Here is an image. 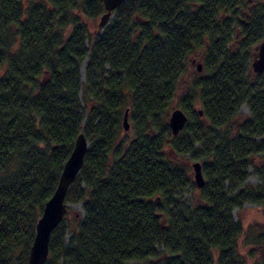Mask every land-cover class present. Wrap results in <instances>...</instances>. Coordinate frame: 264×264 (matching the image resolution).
Masks as SVG:
<instances>
[{"label":"trees","instance_id":"obj_1","mask_svg":"<svg viewBox=\"0 0 264 264\" xmlns=\"http://www.w3.org/2000/svg\"><path fill=\"white\" fill-rule=\"evenodd\" d=\"M103 13L100 0H0V264H26L80 132L66 202L82 215L68 240L63 220L54 228L44 264H247L231 212L264 204V70L248 74L264 0H126L90 35ZM193 56L202 73L181 89ZM186 155L205 175L194 205ZM249 167L260 184L246 191Z\"/></svg>","mask_w":264,"mask_h":264},{"label":"water","instance_id":"obj_2","mask_svg":"<svg viewBox=\"0 0 264 264\" xmlns=\"http://www.w3.org/2000/svg\"><path fill=\"white\" fill-rule=\"evenodd\" d=\"M126 0H100L104 13L101 14L98 21V28L103 29L108 20L112 17L113 12L125 2ZM251 69L254 74L261 73L264 70V38L258 45L256 57L251 61ZM199 71V66H197ZM187 121L185 113L179 109L174 108L168 117V128L173 136L183 129ZM121 126L123 132L130 128L128 122V113L125 111ZM88 149V142L85 136L80 132L73 144V148L69 157L65 161L61 173L58 178L56 188L51 197L43 206L42 213L35 224V233L32 244L29 249L26 264H44L48 255V243L50 235L54 228L63 220L69 205L65 201L67 190L75 178L79 175L83 165L84 155ZM193 169V183L196 188H202L204 185V178L199 162L192 164ZM158 202L156 201V204Z\"/></svg>","mask_w":264,"mask_h":264},{"label":"rangeland","instance_id":"obj_3","mask_svg":"<svg viewBox=\"0 0 264 264\" xmlns=\"http://www.w3.org/2000/svg\"><path fill=\"white\" fill-rule=\"evenodd\" d=\"M111 19V18H110ZM98 21H86V27L90 35L94 34L95 32H98ZM88 44V42H86ZM259 45V44H258ZM258 45L255 47L254 53L249 60L248 63V74L253 73L251 69V61L254 57H256ZM197 66H199V71H197ZM201 59L197 56L189 57L186 60L185 63V72L183 74L182 80L185 82L181 89H185L188 86H190L202 73L201 68ZM80 82L81 85L84 82V63L81 64L80 69ZM80 103H81V109H85V105L81 98V92H80ZM175 108H179L178 106ZM180 109V108H179ZM248 116V109L245 106V104H242L239 109V114L235 116V122L240 123L245 120V118ZM129 122V120H128ZM127 135H131L130 130L124 132ZM256 141H262L264 140L263 137H259L255 139ZM179 163H181L183 166H185L188 169L190 181H191V187L186 190V193L184 194V201L187 204H197V195H198V189L193 183V169L192 164L194 162H199L201 165L202 170V160L189 158L187 155L180 158H176ZM256 164L260 165L264 162V156H260L257 159L254 160ZM203 171V170H202ZM203 174L204 183H205V175ZM246 187L245 190L250 189L251 187H254L256 185L260 184L259 178L253 173V170L249 167L248 168V175L246 179ZM67 212L65 216L63 217L64 224L68 225V231L66 232L65 239L68 240L70 237V229L73 228L74 223L76 220H78L81 215L82 211L80 208V204H69L67 207ZM232 219L234 221H239L243 227L244 235L239 239L238 241V252L240 253L241 257L245 258V262L247 264H255V263H262L264 264V204H252V203H245L241 210H238L237 208H234L231 212Z\"/></svg>","mask_w":264,"mask_h":264},{"label":"bare ground","instance_id":"obj_4","mask_svg":"<svg viewBox=\"0 0 264 264\" xmlns=\"http://www.w3.org/2000/svg\"><path fill=\"white\" fill-rule=\"evenodd\" d=\"M70 187V186H69ZM68 191V190H67ZM65 201H66V197H65ZM68 204H70V203H68Z\"/></svg>","mask_w":264,"mask_h":264}]
</instances>
